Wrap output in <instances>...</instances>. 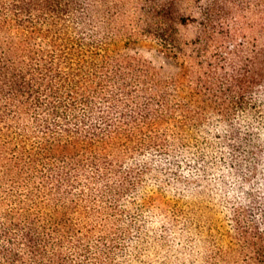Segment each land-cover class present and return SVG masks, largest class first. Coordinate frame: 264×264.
<instances>
[{
	"label": "trees",
	"instance_id": "16d2710c",
	"mask_svg": "<svg viewBox=\"0 0 264 264\" xmlns=\"http://www.w3.org/2000/svg\"><path fill=\"white\" fill-rule=\"evenodd\" d=\"M226 3L0 0V264H264V0L248 40Z\"/></svg>",
	"mask_w": 264,
	"mask_h": 264
},
{
	"label": "rangeland",
	"instance_id": "374dc122",
	"mask_svg": "<svg viewBox=\"0 0 264 264\" xmlns=\"http://www.w3.org/2000/svg\"><path fill=\"white\" fill-rule=\"evenodd\" d=\"M202 1L203 0H190L191 8L185 7L187 9H185L183 12L187 16L197 17V7L201 6ZM226 2L228 7L230 9L232 8L233 10L231 14V22H237V24L239 25V38H242V35H244L248 40V0H226ZM183 32V35L188 38H192L195 35V29L193 28V26H189ZM133 48L134 49H131L130 52H136L140 54V56L151 61L154 65H163L168 67L159 52L158 44L153 40H143L140 43L136 44V46H134ZM165 256L166 253H160L159 255H157V253H154V255L150 258H148V256L146 257V262L147 264H160L162 260L166 259Z\"/></svg>",
	"mask_w": 264,
	"mask_h": 264
}]
</instances>
